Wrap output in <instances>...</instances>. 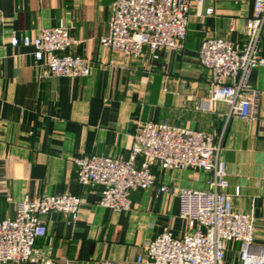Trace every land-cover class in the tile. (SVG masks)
Listing matches in <instances>:
<instances>
[{"label":"crops","instance_id":"1","mask_svg":"<svg viewBox=\"0 0 264 264\" xmlns=\"http://www.w3.org/2000/svg\"><path fill=\"white\" fill-rule=\"evenodd\" d=\"M113 0H0V220L15 214L16 202L42 193L82 198L77 220L50 212L48 234L37 239L27 264H147L144 243L168 228L176 237L191 231L180 217L178 197L156 188L136 190L129 209L100 204L99 186L77 180V158L92 153L128 158L137 123L172 125L221 134L227 123L222 158L234 209L253 213L255 239L264 244V66L251 76L260 91L257 117L231 116L230 104L212 100L207 70L199 61L204 38L244 39L253 0H202L191 8L182 50L148 51L140 58L105 47ZM213 7L214 12L207 14ZM64 21L74 37L72 52L90 60L87 77H57L34 58L33 48L13 46V35H36ZM264 55V44L262 46ZM141 160V157L138 158ZM156 186L207 188L199 168L174 170L152 162ZM240 264L239 244L228 243L225 264Z\"/></svg>","mask_w":264,"mask_h":264},{"label":"built area","instance_id":"2","mask_svg":"<svg viewBox=\"0 0 264 264\" xmlns=\"http://www.w3.org/2000/svg\"><path fill=\"white\" fill-rule=\"evenodd\" d=\"M202 0H113L103 46L125 56L140 58L145 51L153 59L163 50H182L188 36L191 8ZM214 8L207 9L212 14ZM13 46L33 48L39 65L57 77H87L93 71L89 59L72 52L75 43L62 20L36 35H13ZM264 0H253V12L245 18L244 39L232 42L214 35L204 38L199 61L212 85L211 99L230 104L231 116L257 117L260 91L251 81L253 71L264 66ZM227 123L217 137L202 130L166 121H139L128 158L92 153L77 158V180L82 186L101 188L100 204L115 211L129 209L136 190L156 188L179 199L180 217L191 231L176 237L166 228L144 243L147 264H225L228 243L239 244L240 264H264V244L255 239V216L234 209L235 193L228 192L227 163L222 158ZM141 157V160L138 158ZM169 169L199 168L209 174L207 188L156 186L152 162ZM82 198L69 193H42L15 204V214L0 220V264L30 262L38 238L48 234L45 217L50 212L69 214L77 220ZM103 264H119L106 261Z\"/></svg>","mask_w":264,"mask_h":264},{"label":"rangeland","instance_id":"3","mask_svg":"<svg viewBox=\"0 0 264 264\" xmlns=\"http://www.w3.org/2000/svg\"><path fill=\"white\" fill-rule=\"evenodd\" d=\"M236 257H237V253H233V255H232V264H235V262H236Z\"/></svg>","mask_w":264,"mask_h":264}]
</instances>
